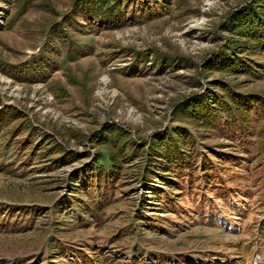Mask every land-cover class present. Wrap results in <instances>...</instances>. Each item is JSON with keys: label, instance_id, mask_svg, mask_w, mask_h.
Masks as SVG:
<instances>
[{"label": "rangeland", "instance_id": "rangeland-1", "mask_svg": "<svg viewBox=\"0 0 264 264\" xmlns=\"http://www.w3.org/2000/svg\"><path fill=\"white\" fill-rule=\"evenodd\" d=\"M107 1L0 0V264H264V0Z\"/></svg>", "mask_w": 264, "mask_h": 264}, {"label": "trees", "instance_id": "trees-1", "mask_svg": "<svg viewBox=\"0 0 264 264\" xmlns=\"http://www.w3.org/2000/svg\"><path fill=\"white\" fill-rule=\"evenodd\" d=\"M107 2H108V4L112 3L110 0H108ZM220 60L222 62L223 59H220ZM206 95H208V93ZM205 97H206V99L208 98V96H205ZM215 99H218V98H215ZM203 106L205 107V104H203ZM162 141H163L162 142L163 145H161V147H162L161 151H158V150H156V151H157V155L162 156L163 157L162 159L165 162L163 161L164 163H162L161 165H158V167H167L168 169H173L175 167V168H178V170H182V169L186 168L185 163L182 160L183 159V153L181 152V150L178 146V143H176L174 141H170L169 135H167V134L164 135V137L162 138ZM171 162H173V163H171ZM167 168H165V169H167ZM162 169H164V168H162ZM161 174H163V173H161Z\"/></svg>", "mask_w": 264, "mask_h": 264}]
</instances>
